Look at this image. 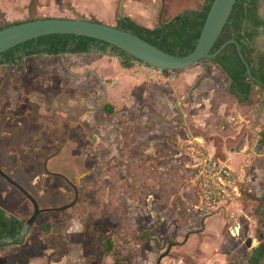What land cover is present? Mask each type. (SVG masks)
<instances>
[{
	"label": "rangeland",
	"instance_id": "374dc122",
	"mask_svg": "<svg viewBox=\"0 0 264 264\" xmlns=\"http://www.w3.org/2000/svg\"><path fill=\"white\" fill-rule=\"evenodd\" d=\"M162 1L160 21L198 8L203 0H123L122 14L154 26ZM118 3L0 0L5 10L0 11V23L60 16L115 24ZM259 11L264 17V0ZM258 43L264 48V31ZM212 65L197 62L181 69L195 75L178 85L179 72L164 74L140 62L121 68L116 56L102 53L33 55L20 65L0 64V111L11 113L0 118L4 169L43 204H62L72 196L71 186L43 169V158L57 150L47 161L48 169L75 182L78 205H84L78 213H41L21 244L0 248V264H86L89 254L82 259L79 255L83 244L90 255L102 248L98 234L88 245L82 240L93 226L109 230L114 238L115 254L105 255L101 264H127V258L130 264H156L170 242L177 243L160 264H247L252 246L264 239L258 214L264 211V146L258 142V131L264 128V88L254 85L253 105L239 106L224 92L227 76ZM211 70L215 84L202 83L203 74ZM134 75L140 85H122ZM50 99L64 101L61 115H42ZM103 102L113 103L115 112L106 115ZM24 108L27 115H14ZM127 131L130 145L123 148ZM20 141L27 146L19 147ZM208 160L226 166V176L233 177L224 191H211L216 171ZM84 180L105 184L98 217L89 208L94 194ZM112 180L117 186L109 202ZM0 205L23 219L32 211L31 203L1 179ZM144 230L150 233L144 242L130 237L131 231Z\"/></svg>",
	"mask_w": 264,
	"mask_h": 264
},
{
	"label": "trees",
	"instance_id": "16d2710c",
	"mask_svg": "<svg viewBox=\"0 0 264 264\" xmlns=\"http://www.w3.org/2000/svg\"><path fill=\"white\" fill-rule=\"evenodd\" d=\"M211 2L212 0H203L200 7L186 8L178 11L169 19L163 20L154 26L141 24L127 14L118 16L115 24L112 25L135 33L167 52L184 55L194 48ZM260 2L261 0H236L227 22L224 24L221 32L210 49V52H213L224 41L231 38L235 39L240 45L241 53L249 64L252 76L250 77L246 73L245 64L241 60L236 45L233 42L227 43L215 55V57L202 60L204 62H211L218 65L221 72L227 76L228 84L224 92L232 96L235 103L239 106L248 107L253 105L254 97L252 96V89L254 85H259L264 88L263 85H260L257 82L260 81L264 83V48L260 47L258 43L259 36L264 31V17L259 11ZM33 18L36 17L6 20L0 23V28ZM90 20L101 21L97 19ZM64 52H86L112 55L116 56L120 64L124 67L132 66L133 62L143 63L121 48L97 38L70 33H52L28 39L1 52L0 64L23 63L25 57L32 56L33 54L39 56L42 53L60 54ZM143 64L149 66L146 63ZM160 70L164 74H167L170 71H181V69ZM213 98H215V95H213L212 99ZM102 109L104 113L109 116L115 112V105L110 102H104L102 104ZM125 134L123 148H127L130 145L128 131ZM258 135V142L264 146V128L258 131ZM83 183L85 186L92 189L94 199L96 200V203L91 204V210L93 211L94 207H101L105 193V184L98 180H84ZM115 186H117L115 180H112L108 185L109 202H112L114 199ZM133 188V186H130V189L133 190ZM139 195H143V192H139ZM78 204L79 202L75 205L77 206ZM113 206L114 205H112V207ZM176 211L179 213L180 207ZM258 214L261 216L263 225L262 235L264 236V211H261ZM181 221V226H184L186 224V215L183 216ZM22 223V219L13 214H5L4 210L0 207V247L20 241V239L7 241L5 238L14 237ZM43 226L47 229L48 223H44ZM130 237L137 243L146 240L145 233L140 232L131 231ZM113 244L114 242L111 240L110 243L107 244L109 247L108 249H112ZM246 263L264 264V239L258 241L257 244L252 246L250 252L246 256ZM224 264L238 263L235 261H229Z\"/></svg>",
	"mask_w": 264,
	"mask_h": 264
},
{
	"label": "water",
	"instance_id": "95a60500",
	"mask_svg": "<svg viewBox=\"0 0 264 264\" xmlns=\"http://www.w3.org/2000/svg\"><path fill=\"white\" fill-rule=\"evenodd\" d=\"M235 1L236 0H212L194 48L184 55L167 52L137 34L118 28L112 24L85 18L60 16L36 17L0 28V53L21 42L31 38H37L41 35L70 33L89 36L111 43L153 68L173 70L184 69L197 62H202L203 59L213 58L227 43L233 42L236 45L241 60L245 64L246 73L251 77L252 75L249 64L241 53L240 45L235 39L231 38L224 41L215 51L210 52L213 43L228 20ZM122 3L123 0H119V16L123 15L121 10ZM162 8L163 1L159 12L158 23L161 22L160 14L162 13ZM257 82L264 86V83L260 81ZM0 174L16 186L33 205V211L25 219L22 225V233L34 222L38 214L42 211L62 210L71 206L77 198L78 192L76 184L63 175V177L71 183L74 188V196L72 200L58 206L39 207L36 199L18 182L10 178L1 168ZM175 243L177 242H170L168 244L167 248L157 257L156 264H160L161 258L168 253L170 246Z\"/></svg>",
	"mask_w": 264,
	"mask_h": 264
},
{
	"label": "flooded vegetation",
	"instance_id": "af4514ba",
	"mask_svg": "<svg viewBox=\"0 0 264 264\" xmlns=\"http://www.w3.org/2000/svg\"><path fill=\"white\" fill-rule=\"evenodd\" d=\"M64 53H67V52H64ZM44 54H47V53H42L41 55H44ZM60 54H63V53H60ZM71 54H73V53H71ZM34 56H37L36 54H33ZM32 55V56H33ZM41 55H39V56H41ZM47 55H53V56H59V54H47ZM3 64H15V63H3ZM19 65L20 64H22V63H18ZM2 65V64H1ZM67 70H68V68H67ZM48 102H50V103H47V111L46 112H43L42 113V115H49V116H51V115H54V114H62L63 113V108H62V104H63V100L62 99H50ZM53 102H55V108L53 107ZM75 103H78V102H76L75 101ZM56 105H58L57 107H56ZM77 106L79 107L80 105L79 104H77ZM60 107V108H59ZM64 107V106H63ZM29 109L28 108H24L21 112H18V113H16V114H14V115H16L18 118L19 117H21V116H23L24 114H28V111ZM34 112H36L35 110H34ZM57 112V113H56ZM8 116H10L11 117V113L10 112H8V111H5V110H1L0 111V118H3V117H8ZM27 143H25V142H19L18 143V146L19 147H26L27 145H26ZM58 151L56 150V151H54V152H50V153H48V154H46V156L43 158V169L45 170V172L46 173H48L50 176H58V177H61L68 185H70L71 186V188H72V190H73V194H72V196L70 197V199H67L64 203H62V204H65V203H68L69 201H71L72 200V198H73V196H74V188H73V186H72V184L71 183H69L64 177H63V175L64 176H66L65 174H62V173H60V172H57V171H51V170H49L48 169V166H47V161H48V159L51 157V156H53L54 154H56ZM0 168L10 177V178H12L13 180H15L16 182H18L22 187H24L35 199H36V201L38 202V205H39V207H50V206H58V205H49L50 203H47V204H43L39 199H38V197H37V195H36V193L34 192V191H32V189H30L27 185H25V184H23V183H21L20 181H18V179L15 177V176H13L12 174H10L9 173V171H7V170H5L4 168H5V166H4V164L2 163V162H0ZM67 177V176H66ZM68 178V177H67ZM0 179H1V181H4L6 184H8L9 186H12L13 188H15L18 192H20L21 193V195H23L30 203H31V201L16 187V186H14L12 183H10L4 176H2L1 174H0ZM69 179V178H68ZM74 184H76L75 182H73ZM76 188H77V184H76ZM77 192H78V194H77V198H76V200L74 201V203L71 205V206H69V207H67V208H64V209H62V210H67V209H70L72 212H79V211H82V209L84 208V205H75L77 202H78V199H79V189L77 188ZM66 196H70V193H67V195ZM94 203H96V200L94 199V201H93V204ZM54 204V203H53ZM31 205H32V203H31ZM59 205H61V204H59ZM0 207L4 210V213L5 214H13V215H15V216H17L16 214H14V213H12L11 211H7L3 206H1L0 205ZM89 208H91V204L89 205ZM100 208V209H99ZM101 209H102V205H101V207H94L93 208V215L95 216V217H98L99 215H100V213H101ZM62 210H48V211H62ZM32 211H33V205H32ZM31 211V212H32ZM48 211H42L41 213H43V212H48ZM41 213H39L38 214V216L41 214ZM31 214V213H30ZM29 214V215H30ZM74 215V214H73ZM72 215V216H73ZM37 216V217H38ZM18 218H20V219H22L23 220V223H24V221H25V219L26 218H21V217H19V216H17ZM36 217V218H37ZM36 220V219H35ZM34 220V221H35ZM23 223H22V225H23ZM44 223H47V222H43L42 223V226H43V224ZM22 225L20 226V228L18 229V232L14 235V237H8V238H5V240H7V241H9V240H13V239H20V241H18V242H14V243H10V244H8V245H5V246H9V245H13V244H21L22 242H23V240H24V237H25V234L27 233V231H28V229H29V226L26 228V230L22 233L21 232V229H22ZM140 233H145V235H146V239H147V237H148V235H150V233H149V230H144V231H140ZM99 235V243L101 244V246H102V248L100 249L101 251H99V252H97L96 254H92V255H90L91 254V252H90V250L88 249V248H86V246L83 244V247H82V249H80V253H79V255H81L82 257H81V259L83 258V256L85 257V255L86 254H89V256H90V258L88 257V259H87V263L86 264H101V260L105 257V255H108V254H115V246H114V244H113V246H112V249H108L109 247H108V243H110V241L112 240L113 242H114V238H113V234H112V232H109V230H107V229H105V230H100L99 228H97V226L96 227H94L93 226V229L91 230V231H89V232H87V235H85V236H83L82 237V240L84 239H86L85 241L87 242V245L89 244L88 242H89V240H91L93 237H94V235ZM0 248H3V246L2 247H0ZM86 256H88V255H86ZM85 261V260H84ZM126 262H127V264H130V260H128V258L126 259Z\"/></svg>",
	"mask_w": 264,
	"mask_h": 264
},
{
	"label": "crops",
	"instance_id": "0c3cea01",
	"mask_svg": "<svg viewBox=\"0 0 264 264\" xmlns=\"http://www.w3.org/2000/svg\"><path fill=\"white\" fill-rule=\"evenodd\" d=\"M0 11H5L4 9H2V8H0ZM13 13V12H12ZM102 22H105V23H108V24H112V21L109 23V22H107L106 20H101ZM147 26H149V25H147ZM202 62H204V61H202ZM209 63H211V62H209ZM119 64H120V62H119ZM211 64H213V63H211ZM120 66H121V68H128V67H124V66H122L121 64H120ZM213 67H218V65H216V64H213L212 65ZM151 67V66H150ZM153 68V67H152ZM158 69V68H157ZM212 73H214V71L213 70H211V71H209V72H205L204 74H203V77H202V83H204V84H215V80H213L212 79ZM179 76H178V85H182V84H184V82H185V80H189V81H191L192 79H194V75H195V73H193V72H187V70L185 69V70H183V71H180L179 72ZM127 81H129V82H127ZM135 81H138L137 80V76H132L129 80H127L126 78H124V80L122 81L123 82V84L122 85H125L126 83H128L130 86H132L131 88L133 89V87L134 86H138V85H140L139 83H140V81H138L137 83L135 82ZM200 82V83H201ZM133 83H136V85L135 84H133ZM228 84V83H227ZM127 85V84H126ZM140 91H142L141 93H143V89H141ZM104 103V102H103ZM198 159H200V157H198ZM231 178H230V180H232L233 179V177L232 176H230Z\"/></svg>",
	"mask_w": 264,
	"mask_h": 264
},
{
	"label": "built area",
	"instance_id": "2783aa9c",
	"mask_svg": "<svg viewBox=\"0 0 264 264\" xmlns=\"http://www.w3.org/2000/svg\"><path fill=\"white\" fill-rule=\"evenodd\" d=\"M207 162V161H206ZM209 168H212L216 171V174L213 175L211 174V181L213 183V186L215 189H212L211 191H216V189H220L221 191H224V185L229 184L230 178L227 177L226 174H228L227 168L224 165L218 164V162L213 161V160H208L206 163ZM207 185V183H205Z\"/></svg>",
	"mask_w": 264,
	"mask_h": 264
}]
</instances>
